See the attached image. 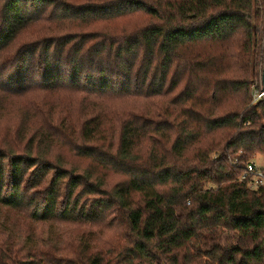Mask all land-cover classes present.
<instances>
[{"label": "trees", "instance_id": "obj_1", "mask_svg": "<svg viewBox=\"0 0 264 264\" xmlns=\"http://www.w3.org/2000/svg\"><path fill=\"white\" fill-rule=\"evenodd\" d=\"M263 66L264 0H0V83L78 102L0 155V264H264Z\"/></svg>", "mask_w": 264, "mask_h": 264}, {"label": "rangeland", "instance_id": "obj_2", "mask_svg": "<svg viewBox=\"0 0 264 264\" xmlns=\"http://www.w3.org/2000/svg\"><path fill=\"white\" fill-rule=\"evenodd\" d=\"M144 20L145 18L135 14L130 16L128 22H131L133 24H141ZM48 23L49 22H40L34 25L20 36V38L17 40V43L19 45L25 42L27 43L40 37L48 35L50 36V33H65L67 31L86 32L87 30L97 27V25L92 27L86 24L77 23L65 25L55 21L50 25ZM49 27H51L52 32H49ZM257 72H259V81H255V86L258 85V88L253 92L252 102H255L256 100L261 98V69L258 68ZM1 75H5V80L7 79L9 74L7 72H1ZM1 83L0 86H3L4 90L0 91V155H4V153H9L10 151H13L17 154L23 153V146L26 143V140L35 132L37 128L42 125L45 119H50L51 123L55 124V118L60 114L72 115L73 117L76 116L78 110V102L76 99L62 94H42L37 89L39 87L38 82L33 81L31 78L29 82L24 86ZM34 103H43L45 105L44 112L42 114H39L33 110L31 105ZM50 105L57 106L56 108H51L49 112L45 111L46 106ZM69 105H71V109L68 111ZM87 113L88 112H86V114ZM52 144L53 142H49L48 147L40 146L41 148L39 149L35 148V154L42 155L45 158L51 160L56 159L60 156L65 162H73L76 166L82 168L87 166V162L77 161L72 157L73 153L71 152V149H68L67 147H60V145L52 147ZM70 153H72V155ZM249 164H252L257 169L263 171L264 157L257 156ZM243 176L244 172L240 177V180L242 182L246 181L242 180ZM112 178L114 180L119 179V177L117 176H112ZM246 179H248V177H246ZM248 187L250 188L249 185ZM18 215L19 214L14 212L8 214L10 223L17 224L22 228L32 227L30 225H24L25 220L23 219V217L20 218ZM45 229H42L41 231ZM66 229L70 228L66 227Z\"/></svg>", "mask_w": 264, "mask_h": 264}, {"label": "built area", "instance_id": "obj_3", "mask_svg": "<svg viewBox=\"0 0 264 264\" xmlns=\"http://www.w3.org/2000/svg\"><path fill=\"white\" fill-rule=\"evenodd\" d=\"M249 178L248 185L250 188L257 189L260 186H264V174L262 170L257 169L252 164H248L244 171V176L242 180H247Z\"/></svg>", "mask_w": 264, "mask_h": 264}, {"label": "water", "instance_id": "obj_4", "mask_svg": "<svg viewBox=\"0 0 264 264\" xmlns=\"http://www.w3.org/2000/svg\"><path fill=\"white\" fill-rule=\"evenodd\" d=\"M261 87H262V92H261L260 97L264 99V66H263L262 73H261Z\"/></svg>", "mask_w": 264, "mask_h": 264}]
</instances>
